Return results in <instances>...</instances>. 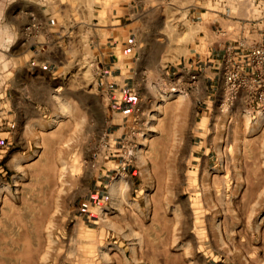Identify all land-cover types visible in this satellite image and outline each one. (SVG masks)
Masks as SVG:
<instances>
[{"label": "rangeland", "instance_id": "374dc122", "mask_svg": "<svg viewBox=\"0 0 264 264\" xmlns=\"http://www.w3.org/2000/svg\"><path fill=\"white\" fill-rule=\"evenodd\" d=\"M65 1L142 46L129 112L86 88L91 64L80 89L31 88L45 104L13 109L21 48L0 0V264H264V117L204 115L224 92L185 76L202 51L263 43L264 0Z\"/></svg>", "mask_w": 264, "mask_h": 264}, {"label": "crops", "instance_id": "0c3cea01", "mask_svg": "<svg viewBox=\"0 0 264 264\" xmlns=\"http://www.w3.org/2000/svg\"><path fill=\"white\" fill-rule=\"evenodd\" d=\"M9 9V17L13 21L9 24L8 41L12 46L21 48V53L15 57L18 66H14L11 71L13 78L9 94L13 109L21 111L40 108L45 104L31 88H37L36 94H39L40 90L49 96L56 95L59 89H80L77 86L79 80L85 77L84 69L91 64L93 76L90 77L91 81L84 80L86 85H89L86 88H91L90 91L94 94L105 95L111 100L120 99L115 103L121 106L122 112H129L127 99L124 97H127L128 91L131 90L130 79L136 74L134 59L136 55L140 56L142 46L131 44L129 30H126L124 24L104 29L95 28V31H92L89 27L72 22L68 18L72 7L65 0H14ZM16 15L26 21H14ZM57 16L60 19L51 23V19ZM175 41L173 62L178 61ZM226 50L220 53H214L213 50L202 51L200 59L212 65L204 69L202 64L198 67L197 64L201 60L188 65L185 76L191 84L187 85L193 87L196 84L197 88L201 86L207 90L212 89L220 101L223 97V62ZM194 77L196 82H193ZM17 91L21 94L20 104L13 97ZM206 105L208 112L203 113L204 115L209 112L211 114L214 110L222 112L219 104ZM227 115L230 116L229 123L248 116L256 121L260 116L264 117V112L249 104L243 95L230 112L221 113L219 117ZM17 121L18 119L15 122ZM201 158H205V154H202Z\"/></svg>", "mask_w": 264, "mask_h": 264}, {"label": "built area", "instance_id": "2783aa9c", "mask_svg": "<svg viewBox=\"0 0 264 264\" xmlns=\"http://www.w3.org/2000/svg\"><path fill=\"white\" fill-rule=\"evenodd\" d=\"M224 99L222 112H230L241 96L264 112V42L229 46L223 62Z\"/></svg>", "mask_w": 264, "mask_h": 264}, {"label": "bare ground", "instance_id": "6f19581e", "mask_svg": "<svg viewBox=\"0 0 264 264\" xmlns=\"http://www.w3.org/2000/svg\"><path fill=\"white\" fill-rule=\"evenodd\" d=\"M28 263V262H27Z\"/></svg>", "mask_w": 264, "mask_h": 264}]
</instances>
